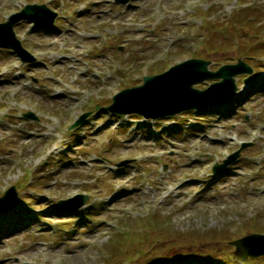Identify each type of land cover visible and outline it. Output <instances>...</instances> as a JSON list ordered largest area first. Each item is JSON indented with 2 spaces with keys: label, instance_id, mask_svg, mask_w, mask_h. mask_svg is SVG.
<instances>
[{
  "label": "rangeland",
  "instance_id": "obj_1",
  "mask_svg": "<svg viewBox=\"0 0 264 264\" xmlns=\"http://www.w3.org/2000/svg\"><path fill=\"white\" fill-rule=\"evenodd\" d=\"M27 4L57 17L13 26L36 62L0 49V197L17 193L0 213V264H264L230 244L264 234V0H0V23ZM189 59L212 71L242 60L251 78L208 111L153 122L107 110ZM84 194L75 211L57 206Z\"/></svg>",
  "mask_w": 264,
  "mask_h": 264
},
{
  "label": "water",
  "instance_id": "obj_2",
  "mask_svg": "<svg viewBox=\"0 0 264 264\" xmlns=\"http://www.w3.org/2000/svg\"><path fill=\"white\" fill-rule=\"evenodd\" d=\"M127 0H122L125 3ZM56 14L45 5H27L19 13L13 14L8 21L0 24V48L12 49L22 63L32 62L34 58L25 51L16 39L13 26L21 20L33 23L36 26H50ZM209 62L200 59L186 60L161 75L145 77L144 84L132 89L123 90L113 97L109 111L118 114H138L147 119H157L163 116H172L187 110H200L202 108L221 105L230 101L237 94L235 77L240 74H250L251 69L241 60L235 65H224L217 71H208ZM210 79L219 82L211 84L205 90L193 88L195 83ZM249 77L245 83L249 81ZM25 117H31L25 114ZM85 116L75 122L78 125ZM248 145H242V148ZM239 152L229 156L222 164L214 165L213 173L219 172L238 157ZM77 201L76 203H72ZM86 201V196L78 195L72 199L60 201L59 207L75 210ZM9 204L0 210V213L12 209L16 203V191L12 186L0 197V203ZM253 239H264L262 235H250L231 244L235 246L234 255L238 258L257 257L264 255V249L252 251L247 245Z\"/></svg>",
  "mask_w": 264,
  "mask_h": 264
},
{
  "label": "bare ground",
  "instance_id": "obj_3",
  "mask_svg": "<svg viewBox=\"0 0 264 264\" xmlns=\"http://www.w3.org/2000/svg\"><path fill=\"white\" fill-rule=\"evenodd\" d=\"M109 3H110V0H99V1L93 0V4L98 5L99 7H103L104 4H109ZM101 13H100V16H101ZM114 17H117V14H114ZM125 18H128V16H126Z\"/></svg>",
  "mask_w": 264,
  "mask_h": 264
},
{
  "label": "trees",
  "instance_id": "obj_4",
  "mask_svg": "<svg viewBox=\"0 0 264 264\" xmlns=\"http://www.w3.org/2000/svg\"><path fill=\"white\" fill-rule=\"evenodd\" d=\"M263 28H264V27H263ZM250 51H252V50H250ZM165 222L168 223V219L165 220ZM161 223H163V222H161ZM152 228H155V227L153 226ZM216 235H219V234H216ZM207 236H208V235H207Z\"/></svg>",
  "mask_w": 264,
  "mask_h": 264
}]
</instances>
